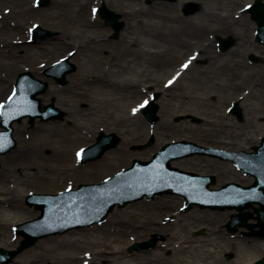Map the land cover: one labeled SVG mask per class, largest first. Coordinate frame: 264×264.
Listing matches in <instances>:
<instances>
[{"label":"rangeland","instance_id":"obj_1","mask_svg":"<svg viewBox=\"0 0 264 264\" xmlns=\"http://www.w3.org/2000/svg\"><path fill=\"white\" fill-rule=\"evenodd\" d=\"M103 1L49 0L47 4L38 5V0H33L34 11L28 21H31L36 26V24L39 25L38 21H40L41 17L45 18L46 22H43L40 26L50 30L51 34L38 38L35 43L30 41V31L27 34L25 33L23 38H18L21 41L20 44L28 46V49L24 55L25 57L18 55L17 58L13 59L15 63L13 66L8 65L9 62L0 56V68H3L5 64L7 65L6 71L2 74L6 78V82L3 83V87H0V97L1 93L9 86L10 81L13 80L15 86L19 73L14 77L12 70L18 68V66L24 68V71H30L34 74L36 73L35 70H37L36 77L48 81L50 86L45 93L40 95L43 103L46 105L53 101L65 114L60 119L50 121L38 119L33 126H31L28 118L15 123V136L18 144L14 150H17V148L27 142L36 143L41 150V156L38 160L43 161L46 167L50 169L56 166L57 154L64 152V157L69 159L71 165H79L80 163V167L76 171L77 182L74 187L77 188L81 183L102 182L124 168L131 166L135 158L149 160L163 145L171 141L187 139L236 151H251L253 146L260 143L262 136H264V96L262 95L264 90V52L261 51L264 46L261 45L258 48L255 42H252L242 47L240 53L245 54V56L241 59V62L234 61L231 52L221 55L216 48L208 49L210 57H213L212 59H206V63L192 64L177 84L168 87L174 71L181 67L182 60L171 64L170 67L154 63L152 58H159L160 56L157 53L163 51V49L157 50L155 47L144 46V41H151L154 38L144 31V24L138 25L133 30L131 29L132 33H129L126 22L125 29L121 32L119 38H112L113 29L106 24V21L101 16L98 17V21L96 20V22L88 26L87 19L90 16V18H96L95 14L90 10L86 16L87 19L83 22L87 24L86 27L82 26V22L71 23L70 18L74 14L73 11H79L81 8L79 3L87 4L90 2L92 5L101 6ZM238 1L206 0V6L214 11L221 8L223 12L236 9L238 13L239 9L244 8L254 0H240V5H237ZM106 3H108L110 8L120 13L122 6L119 0H106ZM125 3L128 5L127 11L140 4L137 0H126ZM141 3H144V1ZM204 14L207 13L204 12L202 15ZM249 16L248 14H242L236 17L237 23L233 27L238 30L239 36L247 37L250 35L252 38L254 23H248V20H250ZM142 17L144 19V16ZM203 17H208V15ZM180 29H184L183 24H181ZM211 33L203 36L200 39L202 42L195 39L191 40V42L199 44L197 49H205L204 47L209 46L210 43L215 46L218 42L217 36ZM60 36H64L67 42L64 48H62L61 41L57 39ZM226 36L228 35L221 37ZM100 37L107 40L106 44H101L94 40ZM175 39L184 40L185 38L174 36L173 40ZM45 40L51 41L43 43ZM78 43L83 44V46L80 48ZM105 49L109 51V55H105L104 51H102ZM251 50L255 51L256 54L258 53L259 62L248 61L246 54ZM138 51H144V55H146L145 52H152L158 57L150 58V56H144V58H139L135 54ZM68 55L71 56L72 62L77 65V70L68 75L67 84L60 85L54 78L47 77L44 74V70ZM225 63L238 64V73L235 80L229 81V71L221 67ZM106 74H109L110 81L101 80ZM254 74H256L255 77ZM128 82L137 85L136 91L138 93L136 96L132 94L134 89L127 90L124 87V84ZM105 83L109 84V87ZM50 90L54 94H51ZM157 91L161 92L162 95L159 99L160 117L156 124L151 125L142 113L131 117V110L141 105L146 99L151 98L152 94ZM82 93H88L89 96L86 97ZM7 98L8 96L5 100ZM57 99L59 100L57 101ZM235 101L240 102L242 111H244L243 119L241 120L231 112L232 104ZM81 109L85 111L78 112ZM187 114L200 117L201 122L192 121L189 118L190 116H186ZM179 115H184V119L176 121L175 118ZM54 123L58 124V126H55ZM21 124H23V128ZM40 124L44 127L38 128ZM19 126H21L22 131L17 133ZM101 132H114L119 136L120 141L116 147L108 150L101 158L83 164L78 159V151L85 146L93 144ZM151 135L155 137L151 146L137 148L140 145H144ZM251 139H253L252 142ZM90 140L91 142L88 143ZM108 153L111 156H108ZM0 156H5V154H0ZM211 160L213 161V158L210 159L208 156H192L175 161L174 165L184 169L188 168L208 173L211 170L205 168L202 163L203 161L210 162ZM97 161L100 162L97 167L90 166L91 163ZM9 163L10 166L15 167L19 162L15 161L14 158L6 159L3 162L6 165H9ZM226 165L229 171L217 176L218 183L214 186L215 188L228 181H242V178H245L244 184L252 182L250 177L236 170L232 163H227ZM16 170L21 171L20 167ZM55 170L52 173L54 178L51 181H34L33 186L28 184L29 191L25 190L23 186L22 194L20 193L22 202L29 208L33 216L25 217V213L17 212L16 216L18 219L15 225L34 219L41 213L34 206L27 204L26 197L30 192L55 194L68 188L66 187L68 183L65 181L64 174L59 170ZM91 175H100L102 177L96 178L94 176L90 178ZM3 183L5 182H0V191H5ZM62 184L63 186L55 188ZM10 187L8 186V188ZM161 199V203H156V201ZM143 200L145 204H148L144 207V211L132 208V206ZM184 203L185 200L182 196L164 194L157 195L154 199L143 198L125 207H116L110 215L113 212H119L120 218L131 225L133 224L134 228L137 229V231H133L128 235L126 242L120 244V246H125L126 250L124 253L126 255L144 254L160 247L165 238L155 233V229L152 228L154 226L149 224L150 220H152L154 224H162L166 232L175 239L179 238V236L188 235L194 242L189 252L185 253L175 254V250L172 247H166L163 252L165 256L172 257L173 264H203L207 256L211 254L220 256L222 264H237L238 261L242 264H250L264 255V241L244 236L243 233L248 231L246 227H240L237 233H231L227 229V223L231 220V216L237 213V210H215L195 206L188 212H181ZM255 206L259 207L258 204ZM197 208L205 212H226L229 216L221 222L214 219L213 215L204 217L202 214L200 219L192 218L191 214ZM250 210L254 216H257L254 209L251 208ZM132 211H136V214L133 215ZM169 217H173V220H169ZM3 218L4 212L0 213V219ZM250 221L257 222L256 219H251ZM105 222L84 228L102 226ZM15 225L9 232L8 241L1 237L0 246L14 249L24 239L22 236L19 242L12 245L7 243L12 242L13 238L17 236L14 230ZM84 228H76L69 231H81ZM69 231L49 235L40 240L56 236L62 237L68 234ZM82 238L83 236L80 237V239ZM113 238L114 232H108L107 234L94 233L91 236L93 241L100 239H109L111 241ZM154 240L156 244L151 249L130 251V247L136 242ZM249 241L252 242L249 243ZM37 243L23 250L14 258L11 264H15L16 260L24 252L33 248ZM86 250L87 252L93 251L92 247L86 244L77 249L74 244L58 245L55 241H51L46 243L42 249L34 250L22 258L33 261L35 259L39 260L43 255L48 257L53 255L64 257L65 255L77 253L84 255ZM138 258V256H134L131 263L140 262ZM247 260H251L250 263ZM49 262H52V260H44L43 264H49ZM162 262H156L155 264H163Z\"/></svg>","mask_w":264,"mask_h":264},{"label":"water","instance_id":"obj_2","mask_svg":"<svg viewBox=\"0 0 264 264\" xmlns=\"http://www.w3.org/2000/svg\"><path fill=\"white\" fill-rule=\"evenodd\" d=\"M48 0H42L44 4ZM254 19L258 21V39L264 42V2L256 0L249 9ZM102 15L108 23L113 25L118 36L123 22L118 21V16L106 7L101 9ZM39 29H42L41 27ZM226 42L227 40H223ZM76 70L70 58H66L51 67L45 72L48 76H54L56 80L65 84L66 76ZM48 83L32 75L30 72H23L19 75L16 92L11 100L2 108V127L6 130L0 132V153L8 152L16 146L13 138L15 121L22 120L25 116H31V122L36 117L41 116L44 120L61 117L63 111L56 108L53 103L46 105L42 110V103L37 95L46 91ZM160 94L157 93L154 99L143 109L144 114L154 124L158 119L159 105L156 100ZM232 111L242 117V110L239 102H235ZM193 120L197 117L190 115ZM179 116L177 120L182 119ZM119 142V137L114 134L102 132L97 141L82 151L83 162L100 158L108 149L113 148ZM152 144V140L145 146ZM256 152H227L218 151L221 156L235 159L238 164L249 174L256 176V182L252 187H242L235 183L227 184L218 190L210 189V184L215 183L214 176H201L196 173L173 168L171 161L177 158L188 156L194 153L211 152L212 149L203 148L197 143L186 140L168 143L161 151L154 154L150 161L135 159L133 166L117 174L115 177L101 184H82L78 190L63 193L61 195H51L45 193H32L27 197L30 205L42 211L41 216L34 220L26 221L17 226L19 234L25 236L21 245L14 250L2 248L0 250V260L3 264H10L13 258L25 248L35 244L40 238L52 233H63L74 227L91 225L95 222L105 220L113 208L125 206L135 200L142 199L146 194L149 198H154L155 194L179 193L186 198L184 211L189 210L194 204L211 206L213 208H236L240 212L234 214L228 223L230 231L235 232L238 226H246L252 231L250 235L264 236V138L262 144L255 146ZM214 151V150H213ZM215 152H217L215 150ZM172 189V191H170ZM84 193V199L79 200L74 196ZM73 195V196H72ZM72 196V198H71ZM62 197H67L69 203L62 206ZM259 203L258 223H249L253 217L251 212H244L246 208ZM259 227V230H253ZM155 245L154 241L138 242L131 247V250H144ZM254 264H264V257Z\"/></svg>","mask_w":264,"mask_h":264},{"label":"bare ground","instance_id":"obj_3","mask_svg":"<svg viewBox=\"0 0 264 264\" xmlns=\"http://www.w3.org/2000/svg\"><path fill=\"white\" fill-rule=\"evenodd\" d=\"M126 0H119L120 5L122 6L120 9V13L122 15V19L127 22L129 33H132L131 31L136 28L138 25L144 24V19L142 16H144V3H141L144 0H137L140 2V4L137 5V7L132 8V10L127 11L126 8H128V5L125 3ZM136 1V0H134ZM33 0H0V56L7 60L9 63L8 65L13 66L15 65L13 59L18 55L20 57H25L24 55L27 52L28 46H22L20 44L21 41H19L18 38H23L25 36V33L27 34L32 27V23L29 20V17L31 16L32 12L34 11L32 6ZM106 2V0H104ZM10 4V6H9ZM81 5V8L79 11L74 12L73 15L70 18L71 23L76 24L79 22H84L87 18L86 16L91 11L94 12L95 8L94 6H91L92 3H79ZM108 4V3H107ZM237 5H240V0ZM163 5V4H158ZM5 8V9H4ZM10 8V9H9ZM90 10V11H89ZM90 16V15H89ZM238 16L236 9H231V11H214L209 12L208 17H203L200 15L195 16H189L187 19V23L190 24L188 28L192 29L194 28V31H190L189 29H180L177 32H167V29L165 26L163 27L165 32H161V35L165 38V43L167 45H171L169 48L164 49L161 52H158L157 55L160 57L154 61L158 65H164L165 67H170L171 64L176 61V54L180 53V50L177 48L183 47L186 42H189L191 40H200L203 38V36H206L208 33H213L214 36L220 37L227 34H236L233 31V26L237 23L236 17ZM91 17V16H90ZM88 18L87 23L88 26L92 25L96 20L98 21L99 13H97L96 18ZM172 19V18H170ZM40 25L43 24V22H46V19L41 17L40 21H38ZM136 22V23H133ZM178 22V21H177ZM184 23V21L180 22ZM248 23H254V20L250 19L248 20ZM32 24V25H31ZM255 24V23H254ZM82 26L86 27L87 24L83 23ZM132 29V30H131ZM131 30V31H130ZM256 30V24L254 25V28L252 30V36L255 35ZM211 33V34H212ZM65 35V34H64ZM123 36H125L123 34ZM173 36H181L184 37V40L181 39H173ZM249 36V35H248ZM194 38V39H192ZM61 41L62 48H64L65 44L67 43L64 36H60L57 38ZM56 39V41H57ZM96 42H99L101 44H106L107 40L105 38H96L94 39ZM51 40H45L43 43H49ZM201 41V40H200ZM254 41V39H253ZM36 41L33 40V43ZM95 43L94 41H92ZM91 42V43H92ZM78 43V46L81 48L83 44ZM73 45V44H70ZM77 46V45H76ZM263 46V45H262ZM85 47V46H84ZM83 47V48H84ZM216 46H213L212 43L209 44V46H205V49H200V53L198 55V58H208L209 60L213 57H210V51L208 49H213ZM259 48V47H258ZM104 51L105 55H109L108 50H102ZM252 51V50H251ZM261 51L264 52V49L261 48ZM254 52V51H253ZM137 57L144 58V56L148 57L150 56L155 57L157 55L153 54L152 52H145L146 55H144V51H138L135 53ZM158 57V56H157ZM72 61V60H70ZM194 64V62L192 63ZM192 64L188 67V69L192 66ZM245 65V64H241ZM222 68H225L229 71L230 76L229 81L235 80V77L238 73V64L231 65L229 63H225L221 65ZM7 68V65H3V68L0 71V87H3V83L6 82V78L2 76L5 69ZM13 71V72H12ZM11 72L14 74V77L20 73L21 71H24V68H21L18 66V68L12 70ZM37 73V70H35ZM35 73V74H36ZM174 73H177L176 76L173 78V82L170 85L177 84L178 81H180L185 73L183 70L174 71ZM182 73L181 77L179 76ZM34 74V73H33ZM34 74V75H35ZM109 74H106L101 78V80L110 81V78L108 76ZM36 76V75H35ZM179 76V77H178ZM256 74H254V77ZM105 77V78H104ZM107 84V83H105ZM109 84H107V87ZM168 85V87H170ZM14 87V81L9 82V86L6 88L5 91L1 93L0 102L8 96ZM124 87H126L127 90L134 89L132 94L136 96L138 91H136L137 85L135 83H127L124 84ZM51 94H54L50 90ZM47 95V94H46ZM84 96H89L88 93L83 94ZM262 95L264 96V90L262 91ZM58 97V96H57ZM59 99H57L58 101ZM145 103H142L141 105H144ZM139 105L136 108H133L131 110V117H133L136 114H141L143 107ZM203 108V107H202ZM261 110V109H260ZM260 110H258L260 112ZM85 111L83 109L79 110L78 112ZM264 111V108H263ZM55 126H58V124H55ZM23 128V124H21ZM21 126L18 127L17 133H20L22 131ZM42 124L38 126V128H42ZM93 140V138H91ZM88 141L89 142H91ZM250 141V140H249ZM253 139H251V142ZM243 148V147H242ZM64 152H59L57 154L58 158L55 161L56 166L54 168L50 169L46 167V165L43 163V161H39L38 158L41 156V150L40 147L34 144L33 142H27L24 143L23 146L20 148H17V150H11L9 153L5 154V156H0L1 161V171H0V182L3 183L5 187V191H0V213L4 212V218L0 219V239L1 237L5 238L6 241L9 239V232L11 228L15 225L16 220L18 217L16 216V213H25V217L33 216L32 212L29 211V208H27L23 202H22V194L23 188L25 187V190H30L28 188V184H31L33 186L34 181H51L54 177L52 176V173L55 169L59 170L62 174H64V178L66 183V187L68 188H74L75 183L77 182L76 177V171L80 167L79 165H71L68 158L64 157ZM110 153V152H109ZM108 153V156L110 155ZM111 156V155H110ZM106 157V156H105ZM14 158L15 161L19 162L17 166L13 167L7 164H3V162L6 159H12ZM107 158V157H106ZM43 159V158H41ZM73 161V160H71ZM77 162V161H76ZM54 163V165H55ZM100 164L99 161L91 163V167H97ZM18 167H20V170H16ZM55 170V171H57ZM102 177L100 175H91L92 177ZM10 188H8V186ZM22 186L21 188H19ZM24 186V187H23ZM63 186L59 185V188ZM19 188V189H18ZM18 189V190H17ZM161 200L156 201V203H161ZM164 204H166L164 202ZM148 204L144 202H139L132 206L133 209H139L144 211V207H146ZM132 214L135 215L136 211H132ZM202 214L204 217H210L214 216V219L220 220L219 222L227 219L229 216L226 212H210V211H203L200 209L193 210L191 217L192 218H202ZM119 212H113L108 220H106L105 224L102 226L97 225L93 226L91 228H84L81 231H69L68 234H65L62 237H51L47 238L46 240H40L33 248L27 250L24 252L17 260L15 264H43V261H50L49 264H132V258L134 256H138L140 259V262L136 264H155L156 262H162L163 264H173L172 257L165 256L164 250L166 247H172L173 250H175V254L177 253H185L189 252V250L192 248L193 240L190 236L186 235L184 237L174 238L171 235H169L163 225L154 224L152 220H150L151 224L150 226L153 229H155V233L159 234L162 238H165L164 241L161 243L160 247L157 249L146 252L144 254H135V255H126L125 252V246H120L122 242H126L128 239V235L133 232L137 231L133 226V224L127 223L125 220L120 218ZM146 227V225H144ZM148 226V225H147ZM133 228V229H132ZM108 232H114V238L113 240H94L91 239V236L94 233L98 234H107ZM77 236V237H76ZM83 236L82 239L80 237ZM74 237V238H73ZM21 236L17 235L15 238H13L12 242H7L9 245H12L16 242H19L21 240ZM87 240V241H86ZM177 240V242H175ZM51 241H55L58 243V245H67V244H74V246L79 249L82 245L86 244L92 247L93 251L87 250L84 252L86 254L82 255L81 253L77 254H70L65 255L64 257L61 256H50L43 255L39 260L35 259L33 261H29L28 259H24V255L34 251L42 249L43 246L46 245V243H49ZM256 241V240H253ZM252 241H249L251 243ZM0 247H3L2 245ZM144 261H142V260ZM252 260V259H251ZM251 260H247L248 263H250ZM222 260L220 256H214L209 255L204 260L203 264H222ZM237 264H242L239 261Z\"/></svg>","mask_w":264,"mask_h":264},{"label":"flooded vegetation","instance_id":"obj_4","mask_svg":"<svg viewBox=\"0 0 264 264\" xmlns=\"http://www.w3.org/2000/svg\"><path fill=\"white\" fill-rule=\"evenodd\" d=\"M158 4H163V5H158ZM206 7H207L206 0H144V31L147 32L149 36L152 35L154 37V38L151 37L152 38L151 41L150 40L144 41V46L146 45L152 48L155 47V49L157 50L159 49L164 50L169 48L171 45H167L168 42L165 43L166 37L165 36L163 37L161 35V32H165L163 27L165 26L167 32L170 31L173 33L174 31L177 32L180 29L181 24H183L184 29L187 28L190 31H194V28L192 29V27L194 26H192L191 29L188 28L190 26V24L187 23L188 17L195 15L204 16V15H208L209 12L214 11L211 8L209 7L206 8ZM216 11H223V10H221L220 8L219 10ZM204 12H206L207 14L202 15ZM121 19H122V15H121ZM250 19H252V16ZM182 21H184V23H180ZM125 26H126V21L123 30L125 29ZM233 31L236 34H227L228 36H226V37L232 36V38L234 39L233 43L228 45L227 48L222 49L221 44L217 42L215 48L220 52L221 55L231 52L233 57L232 59L236 62L237 61L241 62L242 61L241 59L245 56V54L243 55V53H240L242 47L246 46L249 43L255 42L256 46L260 48L261 43L256 38V35L253 41L250 35L247 37L239 36L238 30L237 29L235 30L234 27H233ZM184 44L185 45L181 48L177 47L180 50V53L176 54L175 56L176 61H174L172 64H174L177 61L180 62L181 60L182 62L185 60H190L194 52L196 53V51L200 53L199 51L200 49L199 48L197 49V47L199 46L198 43L196 44L193 41L192 42L189 41ZM252 54H256V52H248L246 54L247 59L250 62L256 63L257 61L252 60L251 57ZM152 59L156 61L155 58ZM206 59L208 58L196 57L195 61L196 63L202 64L207 62ZM227 163H229V161L213 158V161L211 160L210 162L203 161L202 165H204L205 168L210 169L211 170L210 173H215L216 175H223L227 171H229V169L227 168L228 166L226 165Z\"/></svg>","mask_w":264,"mask_h":264},{"label":"snow or ice","instance_id":"obj_5","mask_svg":"<svg viewBox=\"0 0 264 264\" xmlns=\"http://www.w3.org/2000/svg\"><path fill=\"white\" fill-rule=\"evenodd\" d=\"M95 11V10H94ZM185 67H187V65H185ZM145 103H147V101L145 102ZM144 105H141V107H143ZM79 155V154H78Z\"/></svg>","mask_w":264,"mask_h":264}]
</instances>
